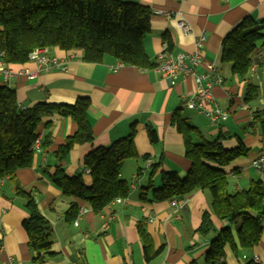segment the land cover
Segmentation results:
<instances>
[{
  "label": "crops",
  "instance_id": "crops-1",
  "mask_svg": "<svg viewBox=\"0 0 264 264\" xmlns=\"http://www.w3.org/2000/svg\"><path fill=\"white\" fill-rule=\"evenodd\" d=\"M149 7L151 30L144 38V48L152 63L163 50L167 33L175 53L200 52L197 73L207 72L214 65L223 83L214 85L213 100L205 102L208 110L220 107L224 118H213L198 109L184 105V95L196 91L192 75L169 79L155 68L118 65L121 61L105 56L103 62L82 59L79 51L50 48V54L67 60V70L41 66L35 60L23 64L6 63L11 75L0 71V85L16 90L17 101L23 108L42 102L74 103L89 98L87 117L94 132L92 142L75 145L63 165L69 175L82 173L87 186L92 176L84 166V157L91 150L108 146L130 134L135 127L134 143L139 154L127 159L121 177L131 188L130 195L121 202L114 201L102 211L78 200L84 213L76 224L66 212L71 198L55 186L50 174L59 164L57 152L69 136L77 131L76 122L56 112L42 117L41 140L51 133V143L35 150L33 164L17 171V182L36 200L40 212L48 219L53 245L47 252L38 253L28 245L23 221L29 216L26 200L17 195L16 181L7 178L0 192V264H208L207 251L212 240L230 227L236 236V224L212 216L214 231L207 236L197 233L205 212H211L212 197L207 189L195 190L183 197L158 201L154 189L162 187V176L151 180V166L161 162L159 171H176L186 178L191 160L185 153V140L173 115L178 112L189 124L197 127L209 140L220 139L226 149H234L240 142L247 153L225 167L229 174V190L246 188L251 179H264V168L258 169L253 160L264 152V127L255 120L264 109V36L257 42L256 66L245 79L233 73L232 65L221 61L224 37L243 18L264 19V0H122ZM180 21L191 31L184 33ZM206 39L198 47L201 33ZM264 33V32H263ZM3 63L0 57V65ZM35 73L30 78L26 72ZM257 85L258 95L246 101L248 84ZM49 125V127H46ZM156 131L153 143L149 129ZM148 156V159L144 157ZM144 197V198H142ZM78 217V216H77ZM142 226L149 233L152 250L163 247L151 261L145 257L144 242L139 233ZM237 241V240H236ZM238 244V241H237ZM225 256L216 264H247L253 260L264 264V231L261 241L252 248L235 251L229 244ZM41 255V261L35 259Z\"/></svg>",
  "mask_w": 264,
  "mask_h": 264
},
{
  "label": "trees",
  "instance_id": "trees-1",
  "mask_svg": "<svg viewBox=\"0 0 264 264\" xmlns=\"http://www.w3.org/2000/svg\"><path fill=\"white\" fill-rule=\"evenodd\" d=\"M152 10L136 2L122 0H0V57L5 63L23 64L30 60L36 48L58 47L66 51H79L86 62H103L109 55L123 64L139 68H155L144 48V38L151 30ZM264 19L253 16L243 18L224 37L221 61L232 65L233 73L245 79L256 61L257 42L264 36ZM163 39L173 49L170 36ZM257 85L248 84L246 101L258 95ZM91 106L89 98H78L74 103L42 102L23 108L17 101L16 90L0 85V179L10 178L17 182V171L30 167L34 159V143L41 134L42 117L58 113L72 118L77 131L67 137L57 152L59 164L50 174L55 186L71 198L66 212L73 222L80 211L82 200L95 212L102 211L118 198H127L131 188L121 177L124 162L137 158L134 143L135 127L130 134L108 146L97 147L86 154L84 166L92 176V185L87 186L82 173L69 175L63 162L75 145L92 142L94 132L87 117ZM255 120L264 127V109L258 111ZM173 121L184 136L185 153L191 160L186 178L176 171H159L161 162L151 166V180L158 173L162 187L154 189L158 201L183 197L198 189H207L212 197L211 212L203 215L197 233L207 236L215 229L212 216L236 224V236L228 227L212 240L206 254L208 264H216L225 256L229 244L235 251L257 245L264 231V179H251L248 186L236 192L229 190V174L225 167L247 153L242 142L234 149H226L218 138L209 140L197 128L176 112ZM49 127V125H46ZM153 143L158 141L154 129H149ZM51 143V133L42 140V147ZM148 159V156L144 157ZM16 193L25 200L29 216L23 221L28 235V245L38 253L47 252L53 245L48 219L40 212L35 198L24 191L18 182ZM144 198V197H142ZM144 242L147 261L154 259L163 247L152 250L149 233L139 226ZM238 244H237V241ZM39 255L35 261H41ZM221 264H225L222 262ZM247 264H260L249 261Z\"/></svg>",
  "mask_w": 264,
  "mask_h": 264
},
{
  "label": "built area",
  "instance_id": "built-area-1",
  "mask_svg": "<svg viewBox=\"0 0 264 264\" xmlns=\"http://www.w3.org/2000/svg\"><path fill=\"white\" fill-rule=\"evenodd\" d=\"M180 27L182 28L184 33H189L191 28L189 25L180 21ZM206 39V32L201 33V36L198 40V47L201 43ZM158 63L156 69L161 72V74L169 79H173L178 77L179 75L188 76L192 75L195 78L197 87L196 91L192 95H184V105H186L190 109H198L203 111L204 113L210 115L213 120L216 118H226L227 114L218 106L214 109L208 110L205 108V102L213 100L212 89L214 85L223 83V77L216 73V69L214 65H209L207 72L199 74L197 73L196 67L199 65L201 58L200 52L197 51L193 53L179 52L175 53L169 50L168 43L165 42L163 50L157 56ZM30 60H35L41 66L49 67H57L59 69L67 70V60L68 59H59L58 57L50 54V48L41 47L36 48L30 55ZM118 65H123V63H119ZM253 66H256V61L253 62ZM0 71L5 74L6 77L11 75V70L7 69L6 63L0 65ZM30 78L35 77L34 72H30L25 70ZM41 137H38L34 143V149L39 150L41 148ZM253 165L258 169L264 168V152L259 155L257 158L253 160ZM7 178L0 179V192L3 183ZM123 199L118 198L115 201L121 202ZM173 204L176 205L177 200H172ZM84 213V210L81 209L78 213V217L76 219V224H78V220Z\"/></svg>",
  "mask_w": 264,
  "mask_h": 264
}]
</instances>
